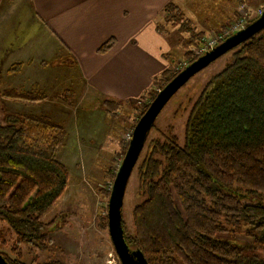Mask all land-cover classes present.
Segmentation results:
<instances>
[{"label": "trees", "instance_id": "obj_1", "mask_svg": "<svg viewBox=\"0 0 264 264\" xmlns=\"http://www.w3.org/2000/svg\"><path fill=\"white\" fill-rule=\"evenodd\" d=\"M165 12L167 24L184 33L191 29L183 54L192 63L202 55L193 47L205 32L187 25L173 2ZM113 44L110 39L99 51ZM229 52L232 60L192 104L184 143L175 135L155 139L138 167L144 199L133 209V231L123 213L121 226L127 245L148 264H264V28ZM179 72L165 71L164 86ZM2 97L27 104L42 98L12 89ZM103 104L115 117L123 102ZM66 136L64 125L49 117L0 114V221L16 236V248L49 249L55 223L42 217L68 186L69 169L57 156ZM105 220L108 227V214ZM243 227L248 240L237 239ZM0 253L9 264H38L35 257L23 261L17 251L15 257Z\"/></svg>", "mask_w": 264, "mask_h": 264}, {"label": "rangeland", "instance_id": "obj_2", "mask_svg": "<svg viewBox=\"0 0 264 264\" xmlns=\"http://www.w3.org/2000/svg\"><path fill=\"white\" fill-rule=\"evenodd\" d=\"M243 2L244 7L247 8L246 11L249 12V6L245 5L247 0ZM18 3L20 4V2ZM18 3L15 4L14 2L13 6L17 7ZM181 3L185 8L182 7L183 12L185 11L183 19L185 22L189 21L190 24L187 25H190V27H194L193 21L197 22L198 19L205 21L217 19L222 15L223 8H229V1L182 0ZM218 3L220 5H217ZM249 4L255 8L252 5L253 0ZM246 11L242 10V15L227 24L222 30L208 32L200 36L193 48L199 52L201 42L205 44L211 38L227 35L230 27L235 25L242 16L244 17L243 24H249L254 20V17L252 18L249 14L247 16ZM259 14L260 11H258ZM165 16H167L166 12L163 14L161 22L166 24L169 29L179 27V25L172 27L171 23L167 24ZM224 16L227 19L228 15L224 14ZM2 29L0 27V32H2ZM190 31L187 32V38L192 36ZM196 32H198L197 29ZM204 37L207 39L204 40ZM62 58L58 57L56 61L60 63ZM170 59H173L171 69L175 72L188 62L185 55L177 51L176 54L170 56ZM231 60L232 52H227L194 75L171 98L156 118L155 125L149 133L139 161L131 174L124 196L123 218L130 232L133 231V209L144 199L140 189L138 169L140 163L149 152L155 139L163 141L165 137L175 135L180 144L184 143L185 126L192 104L209 79L221 72ZM22 66L23 63H16L13 65L12 71L18 70ZM51 70L50 67L39 69L37 73L34 72L35 76H29V80L26 82L32 89H34V86L41 88L39 84H42V87H47L44 92H21L42 97L37 102L27 104L2 97V92L7 89H2L1 86V117L4 113L19 111L23 114L31 113L46 116L56 123L65 125L62 123V119H67L70 115L67 112L68 110L61 108V106H66L65 104L72 105L76 99L75 90L78 85L77 78H71L67 71L73 70L77 74V70L67 66H58L56 74ZM35 77H37L36 82ZM53 80L57 81L53 82ZM15 86H17V82L11 85L12 90H16ZM163 86L164 80L161 76L145 96L137 100H131V102L122 101L123 104L115 117L108 114L103 103L97 106L93 101L95 99H90L87 105L88 110L85 112L86 115H82L84 122L78 123V128H83V131L76 134L79 139L76 140L72 136L71 139L75 141L69 140L67 139V133L57 152L58 158L64 164L66 163L65 165L69 169V182L60 199L42 217L44 222L55 223L51 230V244L48 251H42L36 247L32 248L27 244H21L16 248V236L9 230L6 223L0 221V252H5L10 257H15L20 252L22 260L27 263H31L35 257L38 264H53V261H57L59 264H121L105 220L108 214L109 193L111 194L113 187L114 174H117L125 157V144L130 141L129 134L133 132L135 123L140 119L144 105L149 103L151 97L156 95ZM77 101L78 99L75 102ZM82 102L80 99V105ZM48 109L53 111L51 115L46 113ZM82 133L93 136V138L90 140L82 138L80 140L81 136L85 135ZM244 231L245 228L243 227L242 231L237 234V239H249Z\"/></svg>", "mask_w": 264, "mask_h": 264}, {"label": "crops", "instance_id": "obj_3", "mask_svg": "<svg viewBox=\"0 0 264 264\" xmlns=\"http://www.w3.org/2000/svg\"><path fill=\"white\" fill-rule=\"evenodd\" d=\"M243 1L230 0L229 8H223L219 18L198 19L193 21L194 27L205 33L222 30L242 15V10L246 11ZM14 2L20 4L16 7ZM171 2L182 9V0H0V87L12 89L17 82L19 92H44L47 87L42 84L34 89L26 84L34 72L50 67L56 74L58 66L76 68L77 74L67 72L77 78L78 101L61 106L70 115L62 119L67 139L75 141L71 138L79 139L76 134L83 131L78 123L84 122L82 115H86L90 99L99 106L109 99L131 102L145 96L156 80L172 68L170 56L185 51L187 32L158 29ZM249 3L251 0L245 2L250 8L245 14L255 20L258 11L264 9V0H253L255 8ZM110 39L114 44L100 52L99 48ZM58 57H63L60 63L56 61ZM16 63L23 66L12 71ZM46 111L50 115L53 112ZM82 134L86 136L80 140L93 138Z\"/></svg>", "mask_w": 264, "mask_h": 264}, {"label": "water", "instance_id": "obj_4", "mask_svg": "<svg viewBox=\"0 0 264 264\" xmlns=\"http://www.w3.org/2000/svg\"><path fill=\"white\" fill-rule=\"evenodd\" d=\"M264 28V9L262 14L243 29L228 36L210 51L182 69L169 83L161 88L147 110L135 125L128 150L116 174L108 203V230L121 264H148L139 250L131 249L123 235L121 215L123 201L131 174L140 158L148 134L158 115L171 98L198 72L209 66L219 57L250 39ZM0 264H9L0 253Z\"/></svg>", "mask_w": 264, "mask_h": 264}, {"label": "built area", "instance_id": "obj_5", "mask_svg": "<svg viewBox=\"0 0 264 264\" xmlns=\"http://www.w3.org/2000/svg\"><path fill=\"white\" fill-rule=\"evenodd\" d=\"M263 12V9L260 10V14L259 16L262 14ZM243 21H244V17L242 16L240 18V20L235 24V25H232L229 29V32H227V35H223V36H220L219 38H211L210 40H208L205 44L203 42H201V48L199 50V53L200 54H204L208 51H210L211 49H213L215 46H217L220 42H222L224 39H226L228 36L234 34L235 32L243 29L245 26H246V23L243 24ZM204 40L207 39L206 37L203 38ZM188 62L184 64V66L182 67H179L177 70L178 71H181L182 69H184L186 66H188ZM132 137V133L129 134V139H131Z\"/></svg>", "mask_w": 264, "mask_h": 264}]
</instances>
